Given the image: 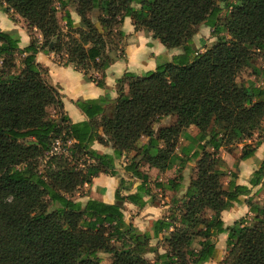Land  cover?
Returning a JSON list of instances; mask_svg holds the SVG:
<instances>
[{
	"label": "trees",
	"instance_id": "1",
	"mask_svg": "<svg viewBox=\"0 0 264 264\" xmlns=\"http://www.w3.org/2000/svg\"><path fill=\"white\" fill-rule=\"evenodd\" d=\"M68 7L79 17L78 26ZM0 10L19 16L41 37L21 48L14 32L0 29V264H101L100 253L111 257L109 264H204L216 254L214 238L224 233L220 264H264V204L248 197L253 187L264 188V159L250 188L238 184L235 172L224 188L218 156L223 147L232 150L258 134L255 146L243 145L245 161L261 144L264 87L238 84L237 78L250 69L264 80V71L253 65L258 53L264 55V0H0ZM127 18L135 31L181 54L143 76L124 74L109 112L105 98L77 101L88 120L72 124L36 55L53 53L86 76L87 68L104 72L117 59ZM200 26L213 39L203 51L193 41ZM87 80L105 89L103 78ZM171 117L173 123L156 131ZM56 139L71 142L68 156H46ZM95 141L110 144L113 155L92 150ZM130 153L122 169L136 192L124 195L130 186L114 161ZM175 159L177 175L154 185L174 192L168 215L153 223L152 233L136 230L124 220V204L142 209L154 199L140 164L164 172ZM193 162L194 177L178 197L183 168ZM101 174L119 178L114 204L71 198ZM245 197L251 221L224 227L221 213Z\"/></svg>",
	"mask_w": 264,
	"mask_h": 264
},
{
	"label": "crops",
	"instance_id": "2",
	"mask_svg": "<svg viewBox=\"0 0 264 264\" xmlns=\"http://www.w3.org/2000/svg\"><path fill=\"white\" fill-rule=\"evenodd\" d=\"M71 17L73 22L77 23V18H74V16ZM0 29L5 32H14L20 39L21 48L29 45L30 36L27 34L23 24L12 22L2 11H0ZM121 31L124 33L125 37L116 50L115 54L117 59L114 63H112L104 72L92 71L87 75L92 76L96 80L103 78L105 89L98 87L93 81L87 80V76L75 67L59 64L53 53L48 54L40 52L36 55V62L48 72L49 84L58 89L62 99L63 111L72 124L83 123L88 120L87 117L76 107L75 103L77 101L86 102L105 98L107 100L105 109L109 112L117 98L116 82L118 79L122 78L124 74L131 73L136 76H143L149 72L155 71L158 63L169 61L173 56L181 54L180 49L169 50L165 48L159 40L155 39L150 33L145 31H135L131 20L128 18L124 20ZM207 40L208 44H205L206 46L204 47L209 46V44L213 42L211 36H209ZM263 81L259 86L264 87ZM173 121L174 120H172L171 123H173ZM188 132L191 134L195 133V129L190 128L188 129ZM98 134L103 137L101 129L98 130ZM142 143H146V140ZM91 149L102 154L113 155V149L110 144H102L95 141L92 144ZM133 155L134 153H130L127 156L123 155L122 158L115 160L114 166L116 171L118 172L119 164L122 163L123 166H125L123 162H128V159L130 160ZM251 159H254V161L257 162V166L259 162L264 159V142L259 145L254 157L245 160V162H248ZM143 164L145 163L143 162ZM143 164L142 166L140 164L139 167L142 171L143 168L146 167L144 168L146 169V172H142L143 174L146 176L148 173L158 174L157 169L149 168L148 165L145 164L144 166ZM121 173L122 174L120 175V172H118L119 178L123 177L127 181L126 185H128V187L130 186V191L127 193L125 192L124 195L134 194L136 192L133 188L135 183L130 181L128 177L124 176L123 169H121ZM119 178L103 174L93 178L92 183L89 186H84L86 189L85 196L74 201L84 204L88 200H96L109 205L114 204L115 191L118 188ZM160 182L158 181L156 183ZM162 184L165 185L164 183ZM186 187L187 186H184L183 190H185ZM248 187L250 188V186ZM150 188L152 189V186H150ZM153 189L158 192L161 191L158 188L153 187ZM165 190L168 194H171V196L170 198L161 200L158 204L153 203L154 201L148 202L145 207L139 209L130 203H125L123 209L125 222L127 224H132L133 227L140 232L152 233L151 228L153 223L168 215L171 198L174 192L168 189ZM144 200L147 201L148 197H145ZM221 219L224 223V227L227 228L232 227L236 221L241 219V216L240 214H237V208L233 206L232 209L221 213ZM214 242L216 254L204 264H220L226 255V233L216 236ZM156 243L157 240H153L151 245L155 246ZM158 252L159 254H163L165 252V247L160 246ZM146 258L149 261H154V254H148Z\"/></svg>",
	"mask_w": 264,
	"mask_h": 264
},
{
	"label": "rangeland",
	"instance_id": "3",
	"mask_svg": "<svg viewBox=\"0 0 264 264\" xmlns=\"http://www.w3.org/2000/svg\"><path fill=\"white\" fill-rule=\"evenodd\" d=\"M68 10L70 11L71 16H74V18H77L76 19L77 23H75V22L74 23L76 26H78L80 20H79V17L76 15L74 8L68 7ZM0 11H2V10H0ZM225 14H226V9L223 8L222 13L220 15V18L222 20L224 19ZM5 15L8 16L12 22L23 24V27H25L27 34H29V36H30V40L31 39L39 40V41L41 40V37L36 30H28L27 29V27H26L27 25L22 18H20L17 15H14V14H10V15L5 14ZM62 16H63V12L61 10H59V12L57 14V17L59 20V25H60V28L62 29V31L65 32L66 28H65L64 22L62 21ZM15 17H16V19H15ZM196 31H197V33L194 36V41H195V44H196V47L198 48V50L201 51L204 48V46H206L205 44H208L207 38L210 36L211 31L208 30L204 26L198 27ZM111 40H114L113 42H115V40H119V38L114 37ZM107 44H109V43H107ZM62 57H63V60L66 59L65 55H63ZM55 59L57 62H59V64H61L58 56L55 55ZM63 60H62V63H63ZM253 65L264 71V55H263V53H258L256 55L255 59L253 60ZM90 72H92V70L87 68V74L88 75ZM249 81H252L256 85H259L263 81V79H261L260 77L256 78L251 73L250 69H245L242 71V73L237 78V83L238 84H247V82H249ZM51 114H53L52 111H51ZM172 120H174V118L171 117V118H167V119L161 121V123H159V125L156 126V131L161 127H165V126H168L169 124H171ZM257 136H258V134L254 135L250 141H246L245 143L235 144L232 150L229 149L228 147H223L219 151L218 156L223 161V166L221 169L223 170V172L225 174L224 176L220 177V183L223 185L224 188H226L227 183H228L229 172H235L237 174V177H238L237 182L238 183L245 185V186H247V185L249 186V182L252 178V174L257 171V162H255L254 159L253 160L251 159L248 162L241 161L240 156H241V152H242V148H243L244 144H251V147L256 145V140L258 138ZM259 136L261 138V143L264 142V131L261 132ZM145 140L146 139L143 138L142 142ZM258 147H257V149H258ZM128 161H129V159H128ZM43 163H44V161H43ZM78 163L83 164L84 162L80 161ZM123 163L128 164L129 162L125 161ZM142 164H143V162L141 163V166H142ZM178 164H179L178 160L175 159L174 161L171 162L170 167L166 171L160 172L158 170V174L148 173L147 177L149 180V185L152 186L151 193L153 194V198L155 199V200L153 199V201H154L153 203L158 204L161 202V200H164L165 198H170L171 194H168L165 189L163 191L158 192L155 189H153V187H154L155 183L158 181L159 182L161 181L162 183H164L166 185V182H167L166 180L174 178L177 175ZM143 165L145 166V164H143ZM123 167L124 166L122 163L119 164L118 172H120V175L122 174L121 169ZM41 168H43V164L41 165ZM144 168H146V167H144ZM144 168H143V171L140 169L141 172H143V173L146 172L145 171L146 169H144ZM194 168H195V162L189 163L183 168V171L181 173L183 175V181H182L183 186L182 187L189 185L190 180L194 177V170H193ZM85 190L86 189L84 186L80 187L71 195V198L73 200H77L78 198H83L85 196ZM183 192H184V190L182 188V190L177 194V196L178 197L182 196ZM248 197H250L252 199L253 203L258 204V205H263L264 204V188H262L260 186L253 187L251 189V193L249 194ZM248 197L241 199V203L240 204H234V207L237 208V214L238 215L240 214L241 219H246L250 222L252 217H253V214L250 212L249 207L247 205H244L245 201H243ZM160 246H162V245H159V247ZM98 257L101 260V264H109L111 262V257L108 254L100 253V254H98Z\"/></svg>",
	"mask_w": 264,
	"mask_h": 264
},
{
	"label": "built area",
	"instance_id": "4",
	"mask_svg": "<svg viewBox=\"0 0 264 264\" xmlns=\"http://www.w3.org/2000/svg\"><path fill=\"white\" fill-rule=\"evenodd\" d=\"M71 146V142L63 143L61 139H56L52 145V148L47 153L46 156L52 157V156H58V155H64L68 156L69 154V148Z\"/></svg>",
	"mask_w": 264,
	"mask_h": 264
}]
</instances>
